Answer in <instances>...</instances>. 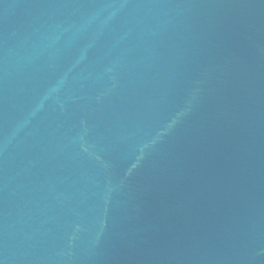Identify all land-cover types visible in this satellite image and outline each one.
I'll list each match as a JSON object with an SVG mask.
<instances>
[{"label": "water", "instance_id": "obj_1", "mask_svg": "<svg viewBox=\"0 0 264 264\" xmlns=\"http://www.w3.org/2000/svg\"><path fill=\"white\" fill-rule=\"evenodd\" d=\"M0 264H264V0H0Z\"/></svg>", "mask_w": 264, "mask_h": 264}]
</instances>
